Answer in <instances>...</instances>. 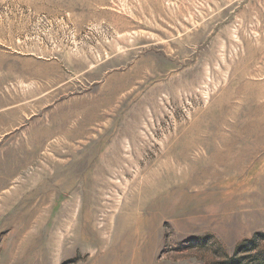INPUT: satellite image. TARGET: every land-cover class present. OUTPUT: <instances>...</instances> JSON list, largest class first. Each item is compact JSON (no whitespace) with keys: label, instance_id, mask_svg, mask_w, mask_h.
<instances>
[{"label":"rangeland","instance_id":"1","mask_svg":"<svg viewBox=\"0 0 264 264\" xmlns=\"http://www.w3.org/2000/svg\"><path fill=\"white\" fill-rule=\"evenodd\" d=\"M255 234L244 264L264 0H0V264H226Z\"/></svg>","mask_w":264,"mask_h":264},{"label":"trees","instance_id":"2","mask_svg":"<svg viewBox=\"0 0 264 264\" xmlns=\"http://www.w3.org/2000/svg\"><path fill=\"white\" fill-rule=\"evenodd\" d=\"M259 238H260V235L255 234L252 238L244 240V242L240 244L238 248L236 249L234 258H231L226 264H244V260L246 256L240 255V253L242 254L243 251H246L247 249L249 250L252 247L255 248L256 247L255 244H257ZM249 256H253V255L250 254ZM255 259H256L255 264H264L263 254H257Z\"/></svg>","mask_w":264,"mask_h":264}]
</instances>
